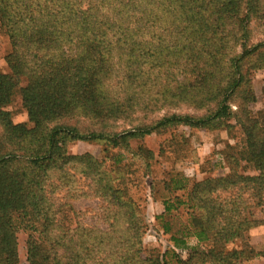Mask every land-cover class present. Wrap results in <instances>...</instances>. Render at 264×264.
<instances>
[{
	"label": "trees",
	"instance_id": "obj_1",
	"mask_svg": "<svg viewBox=\"0 0 264 264\" xmlns=\"http://www.w3.org/2000/svg\"><path fill=\"white\" fill-rule=\"evenodd\" d=\"M256 20H264V0H0L11 69L0 72V264H19L21 229L29 234V264H168L142 258L145 222L120 174L114 178L92 155L71 156L68 145L96 141L120 150L172 126L208 129L231 119L232 100L244 93L237 120L248 145L241 156L259 174L234 172L194 186L190 198L201 218H193V236L210 250H193L183 261L187 241L172 238L178 264H242L244 249L229 246L245 241L253 222L241 194L221 200L220 193L237 189L259 206L264 201V111L252 116L245 108L255 99L245 86L246 64L264 58V42L250 45ZM22 79L27 85L19 88ZM17 90L31 131L5 111ZM144 100L152 108L177 110L189 100L207 109L141 121L124 134L106 130L119 101L117 112ZM66 119L89 125L60 123ZM113 160L123 168L124 156ZM78 178L87 192L79 194ZM64 189L72 199L104 200L107 230L66 227L74 209L54 200ZM165 205L170 214L174 206Z\"/></svg>",
	"mask_w": 264,
	"mask_h": 264
},
{
	"label": "rangeland",
	"instance_id": "obj_2",
	"mask_svg": "<svg viewBox=\"0 0 264 264\" xmlns=\"http://www.w3.org/2000/svg\"><path fill=\"white\" fill-rule=\"evenodd\" d=\"M250 33V45L264 42V20L253 21ZM9 49L8 38L0 30V72L3 75L11 74L7 59ZM261 49L263 54L264 48ZM245 70L249 72L245 86L255 98L250 99L245 108L252 116H256L264 111V58L261 60L257 55L253 56L247 62ZM26 85V79H22L19 88ZM243 96L246 94L239 93L233 98L231 119L208 129L191 128L186 125L172 126L150 136L131 140L127 149L120 150L96 141L69 143L68 153L71 156L92 155L107 163L114 178L120 174V184L128 190L133 202L139 206L145 222L142 258L159 257L164 258L168 264H178L173 248V237L185 238L187 241V252L180 253L183 261L188 259V254L193 250L206 252L210 250L212 247L210 244H199L193 236L195 231L193 218L196 217L197 220L201 218V213L190 198L194 186L209 179L226 178L234 172L250 177L259 174L243 161L241 156L248 145L246 132L237 120L242 114L239 106L243 104ZM182 102L184 103H181L177 110L169 109L167 106L161 109L163 103H157L152 108L148 100L128 102V105H123L125 111L117 112L116 107L122 105V101H119L106 120V130L124 134L128 130H133V126H137L141 121L162 118L166 114L201 116L206 112L207 108L201 109L196 102L189 100ZM205 104L209 106L210 103L205 101ZM5 111L11 115L15 125H25L29 131L35 128L23 105L19 90ZM60 123L79 125L82 129L89 125L77 119H66ZM118 154L125 157L122 169L114 164L113 157ZM177 186H183L184 189L180 190ZM77 188L79 194H81L79 190L82 189L87 192L88 183L78 178ZM67 191L68 189H64L57 193L54 199L58 203L57 206L67 204L74 209L75 213H67L64 221L66 227L107 230L105 218L108 212L104 200L87 194L85 197L72 199ZM239 194L246 201V212L253 226L248 231L245 241L232 244L229 249H244L246 258L242 264H264V201L259 206L260 203L249 192L237 189L220 193V199H235ZM167 203L174 206L170 214L165 213ZM167 229L169 233H166ZM28 235L23 229L17 232L19 264H29Z\"/></svg>",
	"mask_w": 264,
	"mask_h": 264
}]
</instances>
